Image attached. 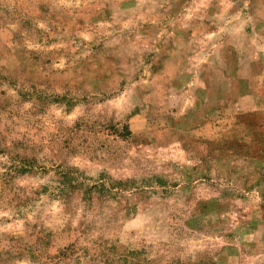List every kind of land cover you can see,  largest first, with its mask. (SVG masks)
I'll use <instances>...</instances> for the list:
<instances>
[{"label":"rangeland","instance_id":"rangeland-1","mask_svg":"<svg viewBox=\"0 0 264 264\" xmlns=\"http://www.w3.org/2000/svg\"><path fill=\"white\" fill-rule=\"evenodd\" d=\"M0 264H264V0H0Z\"/></svg>","mask_w":264,"mask_h":264}]
</instances>
